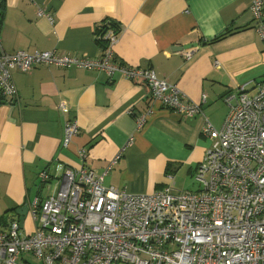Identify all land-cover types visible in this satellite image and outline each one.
<instances>
[{"label":"crops","instance_id":"crops-1","mask_svg":"<svg viewBox=\"0 0 264 264\" xmlns=\"http://www.w3.org/2000/svg\"><path fill=\"white\" fill-rule=\"evenodd\" d=\"M252 3L4 0L0 39L6 52L53 50L98 57L102 49L95 30L113 19L120 25L116 58L155 69L187 99L201 103L202 112L181 116L155 102L147 85L118 73L47 64L26 73L14 70L18 98H0V230L19 220V207L54 195L68 167L108 171L105 184L130 193L173 188L179 167L196 173L212 145L205 124L221 128L230 108L225 97L241 87L254 92L264 80V39ZM228 30L227 37L211 41ZM62 101L69 107L66 113L59 107ZM143 116L146 121L139 127ZM67 118L78 122L80 132L65 148ZM42 171L49 173L46 182ZM31 220L28 212L24 230L32 232Z\"/></svg>","mask_w":264,"mask_h":264},{"label":"built area","instance_id":"built-area-1","mask_svg":"<svg viewBox=\"0 0 264 264\" xmlns=\"http://www.w3.org/2000/svg\"><path fill=\"white\" fill-rule=\"evenodd\" d=\"M251 12L264 39V0H253ZM40 13L54 22L50 13ZM102 36L107 46L98 57L8 53L0 39V98H18L14 70L26 73L47 64L118 73L147 85L155 102L181 116L202 112L201 103L187 99L155 69L118 60L114 29ZM225 100L230 108L223 126L208 121L204 127L212 145L197 167L199 190L166 186L130 193L107 186L108 171L68 167L54 195L27 204L34 231L24 230L19 220L0 230V264H37L31 256L42 264H264V80L254 92L241 87ZM59 107L69 111L65 101ZM79 132L78 122L67 118L63 147ZM79 153L86 157L85 149ZM40 178L46 182L49 173L42 171Z\"/></svg>","mask_w":264,"mask_h":264},{"label":"rangeland","instance_id":"rangeland-1","mask_svg":"<svg viewBox=\"0 0 264 264\" xmlns=\"http://www.w3.org/2000/svg\"><path fill=\"white\" fill-rule=\"evenodd\" d=\"M174 176H175V186H173L174 189L173 191L179 192L186 189L197 191L200 189V182L197 179L194 169L191 170V168H186L184 170H181V167H179ZM46 189L48 191V188ZM34 229L32 231H34ZM31 259L33 262L37 264H42V262L37 258L31 256ZM119 264H123V263L120 262Z\"/></svg>","mask_w":264,"mask_h":264},{"label":"trees","instance_id":"trees-1","mask_svg":"<svg viewBox=\"0 0 264 264\" xmlns=\"http://www.w3.org/2000/svg\"><path fill=\"white\" fill-rule=\"evenodd\" d=\"M109 28L114 29L118 34L120 32V25L118 24L117 21H115L113 19L104 20L103 23L101 25H99L95 30V39H96V42L99 45V47H101V49H103L107 46V41L103 38L102 35L104 34V32L109 30ZM231 33H232L231 30L225 31L224 33L215 37L211 41L223 39V38L227 37L228 35H230ZM0 103H1V101H0Z\"/></svg>","mask_w":264,"mask_h":264},{"label":"water","instance_id":"water-1","mask_svg":"<svg viewBox=\"0 0 264 264\" xmlns=\"http://www.w3.org/2000/svg\"><path fill=\"white\" fill-rule=\"evenodd\" d=\"M193 46H194V44H190V45H186V46H174L173 48L176 50H183V49H187V48L193 47ZM17 213L20 215V218H19L20 226L23 227L25 224L27 214H28V206L24 205V206L19 207L17 209Z\"/></svg>","mask_w":264,"mask_h":264}]
</instances>
